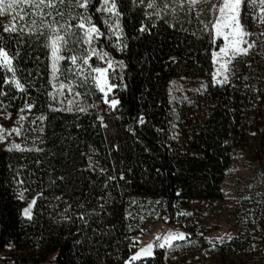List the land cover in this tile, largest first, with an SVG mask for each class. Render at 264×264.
Wrapping results in <instances>:
<instances>
[{"label":"trees","instance_id":"obj_1","mask_svg":"<svg viewBox=\"0 0 264 264\" xmlns=\"http://www.w3.org/2000/svg\"><path fill=\"white\" fill-rule=\"evenodd\" d=\"M147 2L118 0L123 51H116L104 36L97 41L125 64L122 71L117 68L122 81L110 79L118 85L114 98L120 103L115 110L91 82L75 88L82 95L72 112L64 110L69 95L74 99L67 89L66 103H54L49 99L50 50L44 47L48 30L37 39L25 30L30 21L15 32L0 26V46L13 56L25 86L16 90L0 79V110L27 97L30 113L39 116L35 147H0V253L7 259L26 264H124L135 250L131 237L139 232L141 217L175 224L188 201L221 197L224 171L247 145L241 119L251 89L240 80L210 87V112L195 126L186 148H180L172 125V80L210 78L212 53L221 40L204 29H210L216 11L210 3L197 15L181 13L170 21L157 18ZM98 6L99 0H92L89 15L107 35L103 21L111 15L97 12ZM57 10L64 15L43 19L76 23L69 19L67 4L57 5ZM90 62L100 63L95 57ZM80 100L96 107L76 111ZM98 114L106 127H101ZM20 187L36 196L31 219L21 214L24 202L16 199ZM249 205L246 220L252 233L223 240L217 246V264H264V193L251 194ZM155 245L151 256L131 264H169L166 248Z\"/></svg>","mask_w":264,"mask_h":264},{"label":"rangeland","instance_id":"obj_2","mask_svg":"<svg viewBox=\"0 0 264 264\" xmlns=\"http://www.w3.org/2000/svg\"><path fill=\"white\" fill-rule=\"evenodd\" d=\"M214 1L197 0L194 6H190L185 0L181 7L179 0H177L176 5L164 9L161 16L174 21L181 13L197 15L206 5L212 4ZM168 2L172 5V0H168ZM160 7H163V0H160ZM24 8L29 14L25 15L23 19L18 16L13 19L15 12L0 13V26L3 31H5V26H15L17 29L23 27L28 21L32 23L33 19L39 21L38 15L33 16L31 14V8L27 6ZM151 10L156 11L155 9ZM242 13L244 17L242 23L245 30L250 33L245 39L248 43L254 44V47L250 48L246 55L233 58L228 64L225 74L228 76V83L240 80L244 87L251 89L246 111L241 119V127L247 136V145L232 156L229 166L225 169L220 184L222 191L220 198L188 201L182 206L180 218L173 226L159 217L151 222L141 217L138 222L139 232L131 237L133 248L138 251L148 243L157 244L156 238L158 236L163 237L169 231L185 233V239L182 240L185 241V244L174 241L175 247H165L169 264H217V246L220 244L217 238L223 237V240H228V234L236 237L240 234L246 236L252 233V228L247 227L249 224L246 220V213L250 210L249 198L253 193H264V22H261L264 17L260 15L257 9H249L247 5H242ZM217 39L221 40V44L223 43L222 38ZM242 46L247 47V44ZM217 51L218 48L213 52ZM9 55L13 58L11 54ZM212 62L213 68L209 79L175 78L172 80L170 89V103L173 108L172 125L176 144L180 148H186L187 139L194 132L195 126L210 112V87L222 85L212 83V74L218 68V64L214 63L213 59ZM89 63L91 64L90 60ZM69 65L70 61L67 60L66 68H63L62 61L60 62L63 74L58 77L57 87L53 88L51 83L49 91L54 93L53 96H49V99L60 105L65 104L69 98L72 100V96L69 95L68 98L66 93L63 96L56 94L60 91L58 82H65L64 79H75L67 71ZM96 66L105 65L100 61ZM115 71L118 76V70L115 69ZM15 75L22 83L16 72ZM6 76L11 77L12 73L0 68V79L3 83ZM246 77L247 79H245ZM202 84L205 87H201ZM8 85L16 89L11 83ZM92 85L94 86V84ZM100 94L103 100V94ZM113 97L114 89L112 93H109V98ZM25 104L32 105L27 97L22 98L16 104L12 103V106H2L0 127L5 130L2 133L5 139L0 141L2 149H7L11 143L20 144L21 149L36 146L39 140L37 124L39 116L30 113L32 108H25ZM21 116H23L22 120L20 119ZM13 128L19 129V135L11 131ZM19 190L25 194L23 210L30 202H33L36 196L32 194L33 190L28 187H20ZM188 239H192V241L190 242ZM9 249L8 246L7 250Z\"/></svg>","mask_w":264,"mask_h":264},{"label":"snow or ice","instance_id":"obj_3","mask_svg":"<svg viewBox=\"0 0 264 264\" xmlns=\"http://www.w3.org/2000/svg\"><path fill=\"white\" fill-rule=\"evenodd\" d=\"M143 3V0H141ZM190 6H194L197 0H186ZM207 2V0H204ZM177 0H172V5L169 4L168 0H163V7H160V0H148L146 7L155 9L154 15L157 18L161 17V13L164 9L170 6L176 5ZM185 0H179V6H183ZM65 4L68 5L70 11L68 13L69 19L75 20V24L68 23H48L43 18L45 16L60 15L63 16V11H53L57 5L63 7ZM92 5V0H0V13L5 11L15 12V19L17 16L23 19L25 15L29 13L25 11L24 6L32 9L33 16H39L40 19L32 20L30 27L25 29L29 34H35L36 38L44 36V29L48 30V35L45 37L44 47L50 50V74L49 83L53 84V88L57 87L58 77L62 75L60 62L67 59L70 61V65L67 69L70 76H74L75 79H68L67 83L60 81L58 82L59 92L56 93L60 96L64 95L63 90L67 89L70 94H74V99L69 100V107L64 109L65 111L72 112L74 110L73 105L80 99L81 93L75 91L77 85L83 87L85 84L91 82L94 87L103 94V102L109 106L110 109L115 110L119 105V100L116 98H109V93L113 92V89L118 87L115 83H110L109 80L120 79L115 69H124L125 64L122 60H116L112 55L105 50L106 46H98L97 41L101 36H104L108 40L112 47L116 51H123L126 47L123 44L121 37L123 36V29L121 27L120 17L121 12L118 11V0H99V6L96 7L97 12L110 13L111 16L104 19L103 23L107 26V35L101 32L95 23L93 18L89 15V8ZM242 5H247L249 9H257L262 17H264V0H215L212 3V9L216 11V15L213 20L209 22V26H205V31L215 40L216 38H222L223 43L218 45V51L213 52L212 59L214 63L218 64L217 70L212 74L213 84H226L228 83L227 66L233 58L239 55H246L250 48L254 47V44L248 43L245 39L250 33L245 30L242 20L244 19L242 13ZM82 9L80 13H75L71 9ZM48 9V11H45ZM146 15H153V13H146ZM114 20V22H113ZM261 22H264L262 20ZM171 26V25H170ZM6 32H15L16 27L5 26ZM141 31L145 28L141 25ZM116 39L113 42L112 37ZM247 44V47L242 45ZM82 45H87L83 48ZM81 48V51L77 52L76 49ZM62 53H71L67 57ZM91 57H95L98 61H101L105 66H93L89 63ZM175 62V58H171ZM0 68L5 69L7 72L12 73L11 77H5L4 83H11L17 90L23 91L24 84H22L15 75V68L13 66V58L9 55L3 46H0ZM218 77H220L218 79ZM247 79V77L245 78ZM205 87V85H201ZM0 95H3L0 92ZM53 92H49V96H53ZM63 103V101H61ZM25 108L31 109V104H25ZM96 104H88L86 101L80 100V103L76 106L75 110L79 112H87L89 108H95ZM23 119V116L20 117ZM43 119V117H41ZM97 120L101 122V127H106L103 123L104 117L97 115ZM141 124L144 123V117H140ZM5 130L0 127V141L4 140L5 137L2 133ZM12 132H16L19 135V129L13 128ZM255 135V133H252ZM17 149L21 150V145L17 143H11L7 150ZM110 177L109 179H114ZM123 179V176H121ZM20 198L23 199V193L21 192ZM33 202H30L23 210L22 214L24 217L32 218ZM187 215V213H185ZM81 219H83L81 217ZM227 238L231 240L233 237L228 234ZM158 243L155 247L159 248H173L175 247L174 241H182L185 239V233L183 232H172L169 231L163 237L156 238ZM207 239V238H206ZM217 241L223 243V237H218ZM211 243V241H210ZM153 243H148L145 247L140 248L132 257L131 260L135 261L141 257L151 256L153 254ZM124 264H129V261L125 260Z\"/></svg>","mask_w":264,"mask_h":264},{"label":"built area","instance_id":"obj_4","mask_svg":"<svg viewBox=\"0 0 264 264\" xmlns=\"http://www.w3.org/2000/svg\"><path fill=\"white\" fill-rule=\"evenodd\" d=\"M22 191L18 190L16 193V199L19 201H24L25 199V194L23 193V199L20 198V194ZM170 226H173V224H171ZM131 255L130 257L127 259V261H129V264L134 263L135 261L131 260ZM0 264H26V263H22V262H16L13 259H7V257L4 255V253H0ZM29 264V263H28Z\"/></svg>","mask_w":264,"mask_h":264},{"label":"crops","instance_id":"obj_5","mask_svg":"<svg viewBox=\"0 0 264 264\" xmlns=\"http://www.w3.org/2000/svg\"><path fill=\"white\" fill-rule=\"evenodd\" d=\"M136 252H137V249H136V251L134 250V252H133V253L135 254ZM134 254H133V255H134ZM131 255H132V254H131ZM141 258H144V257H141ZM141 258H140V259H141Z\"/></svg>","mask_w":264,"mask_h":264}]
</instances>
